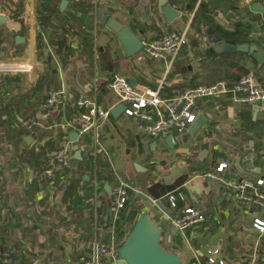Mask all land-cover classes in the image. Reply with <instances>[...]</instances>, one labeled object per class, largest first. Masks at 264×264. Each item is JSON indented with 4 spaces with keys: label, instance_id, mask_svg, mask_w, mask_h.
<instances>
[{
    "label": "crops",
    "instance_id": "obj_1",
    "mask_svg": "<svg viewBox=\"0 0 264 264\" xmlns=\"http://www.w3.org/2000/svg\"><path fill=\"white\" fill-rule=\"evenodd\" d=\"M63 1L0 0V64L4 66L0 73V210L4 225L9 226L0 232V255L17 258L22 252L35 256L32 264H80L97 242L113 245L117 260L136 218L146 210L167 226L163 239L172 252L182 256L183 264H195L197 257L206 260L210 250L220 251L225 264H245L253 257L263 261L264 234L253 224L264 220V214L239 207L221 183L203 176L226 163L224 178L231 184L256 183L264 178V108L224 99L203 100L197 105V120L187 132L159 137L143 133L123 112L107 122L102 136L105 151L97 158L92 156L88 139L71 141L70 134L78 127L67 123L80 113L77 101L82 95L95 98L110 112L122 105L109 89L115 74L143 90H157L165 83L162 94L168 97L193 85L220 80L233 83L251 74L264 87V66L259 68L251 55L239 52L215 32L220 28L234 32L243 24L250 27V44L264 48L260 26L264 12L252 10L259 4L264 11V0H100L91 9L87 3H69L62 8ZM165 4L180 13L170 24L161 11ZM201 4H205V12L193 27ZM48 9L56 12L51 14L48 30L53 43L66 36L67 44L75 50L65 67L58 62L50 41L40 35L38 18ZM108 16L142 42L167 32L184 35L179 58L168 67L142 51L127 56L116 34L106 26ZM17 38L23 42L17 43ZM86 46L91 48V56ZM226 55L232 57L226 59ZM61 87L68 92L66 103L48 109V92ZM28 120L33 121L30 129L24 126ZM22 131L25 133L17 138ZM50 141L53 148L42 156L44 163L50 150L67 146L71 166L56 170L55 184L38 181L41 189L31 201L28 184L38 180L45 164L34 168L25 161L26 155ZM77 152H81V160L75 159ZM96 172L105 177L101 175V181L96 182ZM82 178L85 183L81 182L72 201L65 203L69 182ZM121 181L132 184L136 193L129 192L130 206L114 213L111 202ZM161 188L168 192L160 194ZM140 193L149 200L144 201ZM177 198L183 202L179 210ZM164 201H170L176 210L165 208ZM41 202L44 205L40 207ZM187 208L204 213L206 222L173 234L168 216H179ZM36 209L49 212L51 219L44 218V227L32 222ZM123 215L126 230L119 235L115 224ZM48 229L52 234H41ZM107 264L116 263L111 258Z\"/></svg>",
    "mask_w": 264,
    "mask_h": 264
},
{
    "label": "built area",
    "instance_id": "obj_2",
    "mask_svg": "<svg viewBox=\"0 0 264 264\" xmlns=\"http://www.w3.org/2000/svg\"><path fill=\"white\" fill-rule=\"evenodd\" d=\"M69 3H89L96 7L100 0H67ZM23 16L20 17L22 19ZM261 37L264 40V18L260 22ZM184 35L176 32H167L159 37L143 41L142 52L149 59L161 61L166 66H173L179 58L185 45ZM4 66L0 64V73ZM165 83L160 89L151 90L131 86L130 81L123 75L115 74L110 80L109 89L119 101L126 106L125 115L137 122L141 131L145 134L159 137L172 136L187 132L197 120V105L203 100L224 99L246 107L264 108V87L251 75H245L231 85L225 81L213 85H199L187 88L176 93L172 97L162 94ZM68 92L65 87L50 90L46 98V107L51 110L60 108L66 103ZM77 106L80 113L67 123L68 127H78V142L88 139L92 156L97 158L104 153L103 132L107 122L112 117L110 110L104 109L97 100L91 96L82 95L78 98ZM32 120L25 122L24 126L30 129ZM83 143V142H82ZM46 163L38 174L41 184L50 182L55 184L58 168L62 170L71 166L72 154L67 146L55 148L48 152ZM228 168L226 163L221 164L215 171L203 176L205 179L216 180L221 183L227 196L234 199L237 205L243 209L259 210L264 214V178L256 183L243 181L239 184H231L224 178V172ZM97 182V179L94 178ZM62 186V185H60ZM58 188V186H57ZM136 193L133 185L121 181L114 190L111 202L112 212H121L127 206L129 192ZM172 202L175 198H171ZM156 203V202H154ZM174 205V203H173ZM172 227L179 233H184L189 228L198 227L206 222V216L194 208L185 209L179 216H168ZM255 230L264 234V220L254 222ZM116 250L111 244L94 243L90 252L80 259V264H107L111 258L116 264ZM220 251L210 250L206 260L196 258L195 264H225L219 258ZM245 264H264L256 258H252Z\"/></svg>",
    "mask_w": 264,
    "mask_h": 264
},
{
    "label": "water",
    "instance_id": "obj_3",
    "mask_svg": "<svg viewBox=\"0 0 264 264\" xmlns=\"http://www.w3.org/2000/svg\"><path fill=\"white\" fill-rule=\"evenodd\" d=\"M68 4L69 2L64 0L62 8H66ZM252 10L259 13L264 12L259 4L252 6ZM161 11L165 15L168 24L180 16V13L168 4L163 5ZM0 20H2V17H0ZM104 21L107 28L116 34L127 56H134L142 51L143 42L129 28L111 19L109 16ZM16 42H23V39L17 38ZM237 50L251 55L258 63L259 68L264 66V48L258 44L253 43L248 46H239ZM134 84L135 82L132 81L131 86H134ZM125 110L126 106L122 104L115 108L111 114L117 119ZM70 139L72 142H77L78 133H71ZM167 140L171 142V137ZM75 159L81 160V152L76 153ZM106 189L111 193L110 188L107 187ZM138 195L146 202L149 200L144 194L140 193ZM167 232L168 228L164 223H158L150 216L148 211L143 210L136 218L133 229L129 233L126 242L121 246L117 260L122 264H183L181 255L166 251L162 247V238ZM176 232L174 229L173 234H176Z\"/></svg>",
    "mask_w": 264,
    "mask_h": 264
},
{
    "label": "trees",
    "instance_id": "obj_4",
    "mask_svg": "<svg viewBox=\"0 0 264 264\" xmlns=\"http://www.w3.org/2000/svg\"><path fill=\"white\" fill-rule=\"evenodd\" d=\"M83 4L80 3V4H76V5H83ZM87 4H88V9H91V4H89V3H87ZM205 8H206L205 4H201L200 7L198 8V11H197V13L195 14V16L193 18V27L198 24V21L200 20V18L202 17L203 13L205 12ZM188 10L189 11H193V7L188 8ZM206 11H208V10H206ZM53 13H56V12L55 11L52 12V10L50 12L49 9H48V10H46V14H44V15L40 14V16L38 18V20L40 22V25H41V27H40V31H41L40 35L46 36L48 41H50L49 44L53 47L52 50H53L55 56L58 58V62L60 63V65L62 67H65L69 63L70 58L72 56H74L75 50L71 46H69L67 44L66 36H64L61 39H59L60 41L58 43H56V42L53 43L51 37L49 36V32H48L49 27H51V18H52L51 14H53ZM249 29H250L249 26H245L243 24H238L236 26L234 32H228V31L224 30L223 28H220L219 30H216L215 32L218 33L219 35H221L222 38L225 41H227L228 43H231V44L239 47V46H248V45H250V42L248 40ZM88 40H89V38L85 39V41H88ZM0 46H1V43H0ZM86 47H87L86 50L89 51L88 52L89 56H91V54H90L91 53V48L88 47V46H86ZM230 57H232V55H226L224 58L229 59ZM48 58L50 59V61L53 60L52 56L51 57L48 56ZM14 79L15 80H19V78L17 76H15ZM221 81L222 80L217 81L215 83H212L210 85L216 84V83L221 82ZM259 81H261V80H259ZM226 83H228L229 85L232 84L231 82H226ZM193 87H194V85L190 86L188 88H193ZM185 89H187V88H185ZM24 133L25 132H23V131L17 133L16 134L17 138H19L20 135H23ZM50 148H53L51 141L49 143H47L45 146L39 148L38 150H33V153H29L28 155H26V160L25 161L29 165H31L32 167L34 166V168H38L39 169V167H42L43 164H45L43 159H42V156ZM76 162H78V161H76ZM97 162H98V160H97ZM98 165H99V162H98ZM104 166H106V165H104ZM88 173H90V175H91V172H88ZM65 174L66 173L59 175V178H58L59 181L63 180ZM101 175L103 177H105V175H103V174H101L99 172H96V179L98 181H101V178H102ZM81 182L85 183L83 178H82V181L80 179H73V180H71L69 182V186L67 188L68 195L63 200L65 203H70L72 201L73 197L76 195L77 189H78V187H79ZM45 187L46 186H44V188ZM28 188H29L28 197H29V199L31 201H33L34 198H35V194L41 189L40 186H39V182H38L37 178L36 179H32V181L28 184ZM157 188H159V187L157 186ZM167 190H168L167 188L166 189L161 188L160 189V194L167 193L168 192ZM148 193L153 195L151 192H148ZM163 204H164L165 208L173 209L172 208V203L170 201H168V203H166L164 201ZM43 205H44V202H41L39 206L41 207ZM127 205H129V206L131 205V203H129V200H128ZM176 205H177V209L179 210V209H181L183 207V202L180 199L177 198ZM173 210H176V209H173ZM47 211H48L47 209H44L42 211L39 210V209H36L34 211V214H33V216L36 214L35 215L36 218H33L32 222L38 224L40 227H44L45 224H46L45 223L46 220L44 218H46L48 221L51 219V217L48 215L49 212H47ZM124 220H125V216L123 215V216H121L120 219L117 220V222L115 224L116 232H118L119 235H122L123 230H126V228H124V225H125ZM4 224L5 223H3V218H2L1 210H0V232L6 227L9 228V226H6ZM132 229H133V227H132ZM132 229H131V231H132ZM41 234H43L45 236H49V234H52V232H50V230L48 229V230H46L44 232H41ZM1 242L5 243V239L3 238V236L1 238ZM30 256L31 257L26 256L22 252L18 255L17 258H13L9 254H2V255H0V264H32L31 260L34 259L35 256L32 255V254Z\"/></svg>",
    "mask_w": 264,
    "mask_h": 264
},
{
    "label": "rangeland",
    "instance_id": "obj_5",
    "mask_svg": "<svg viewBox=\"0 0 264 264\" xmlns=\"http://www.w3.org/2000/svg\"><path fill=\"white\" fill-rule=\"evenodd\" d=\"M161 245H162V247H163L166 251H169V252H172V251H173L172 247L168 244V242H167L166 239H163V238H162ZM174 253H175V252H174Z\"/></svg>",
    "mask_w": 264,
    "mask_h": 264
}]
</instances>
